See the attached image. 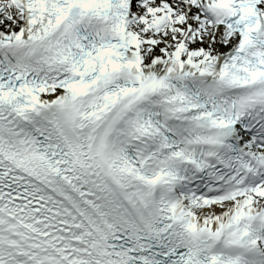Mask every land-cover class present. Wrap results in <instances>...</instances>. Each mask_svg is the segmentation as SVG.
Masks as SVG:
<instances>
[{"label":"snow or ice","instance_id":"obj_1","mask_svg":"<svg viewBox=\"0 0 264 264\" xmlns=\"http://www.w3.org/2000/svg\"><path fill=\"white\" fill-rule=\"evenodd\" d=\"M0 264H264V0H0Z\"/></svg>","mask_w":264,"mask_h":264}]
</instances>
